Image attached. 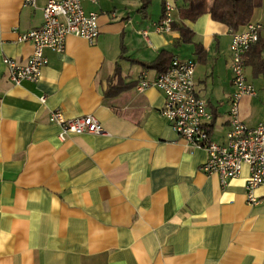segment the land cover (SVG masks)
Here are the masks:
<instances>
[{
    "label": "crops",
    "instance_id": "0c3cea01",
    "mask_svg": "<svg viewBox=\"0 0 264 264\" xmlns=\"http://www.w3.org/2000/svg\"><path fill=\"white\" fill-rule=\"evenodd\" d=\"M47 2L0 0V264H264V187L250 203L248 166L225 186L203 172L208 151L174 131L164 93L138 89L160 73L151 64L163 50L196 60L211 138L224 143L232 29L209 12L192 19L183 0L86 1L100 14L98 38L70 36L63 52L45 51L38 81L15 84L4 58L27 62L33 45L19 36L43 24ZM167 3L171 30L160 33ZM251 21L262 26L246 64L257 95L242 98L240 114L254 128L264 121V0ZM55 109L92 114L104 131L62 140Z\"/></svg>",
    "mask_w": 264,
    "mask_h": 264
},
{
    "label": "built area",
    "instance_id": "2783aa9c",
    "mask_svg": "<svg viewBox=\"0 0 264 264\" xmlns=\"http://www.w3.org/2000/svg\"><path fill=\"white\" fill-rule=\"evenodd\" d=\"M98 3V0H48L43 8L44 22L40 27L23 32L20 42H30L33 52L27 62L20 63L5 57L8 75L12 82H36L41 78L42 68L48 64L45 54L47 49L63 52L70 36L84 38L94 42L101 30L96 11H87L84 3ZM26 4H35V0H25ZM173 5L166 4L167 16L154 27L157 32L171 30V10ZM261 24L249 21L242 30L232 31L231 61L232 80L235 92L231 100V129L227 140L219 143L212 140L210 122L212 114L207 102L196 89V60L174 58L169 68L149 80L145 76L138 83L139 90L156 87L164 93L165 101L161 110L174 131L183 137L191 146L202 147L208 151V159L201 165L207 174H218L221 184L227 185L230 178L240 175L244 166L249 168L246 183L248 202L256 203L254 194L257 187H264V121L256 127H248L240 114L241 100L244 96H255V87L246 77V64L249 52L260 38ZM148 38V31H144ZM44 103L46 98H40ZM50 120L61 126L60 138L66 140L69 134L102 133L104 127L99 119L92 115L67 117L62 110L51 112Z\"/></svg>",
    "mask_w": 264,
    "mask_h": 264
},
{
    "label": "trees",
    "instance_id": "16d2710c",
    "mask_svg": "<svg viewBox=\"0 0 264 264\" xmlns=\"http://www.w3.org/2000/svg\"><path fill=\"white\" fill-rule=\"evenodd\" d=\"M189 5L187 15L196 19L204 12H209L213 19L225 23L232 31H237L241 26L246 25L252 18L255 8L262 5L263 0H183ZM180 30L184 40L191 41L192 30L186 26H181ZM261 41V37L258 42ZM256 43V44H257ZM255 44V45H256ZM253 45V47L255 46ZM250 50V52H251ZM169 52L163 50L155 63L151 67L157 68L158 71H166L171 64Z\"/></svg>",
    "mask_w": 264,
    "mask_h": 264
}]
</instances>
